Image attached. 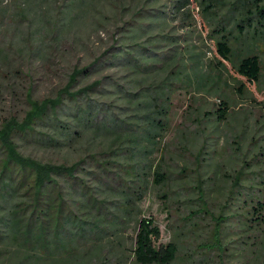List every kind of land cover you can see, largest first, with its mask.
Masks as SVG:
<instances>
[{
	"label": "rangeland",
	"instance_id": "obj_1",
	"mask_svg": "<svg viewBox=\"0 0 264 264\" xmlns=\"http://www.w3.org/2000/svg\"><path fill=\"white\" fill-rule=\"evenodd\" d=\"M126 1L125 21L138 8V3ZM175 1L153 0L145 8L169 15L164 33L143 34L134 42L129 39L132 35L116 31L118 16L114 18L112 10L102 25L94 24L95 31L91 27L74 29L65 40L51 43L37 56L25 54L21 61L11 60L21 64L25 76H16L6 65L0 74V119L23 114L26 87L32 88L34 99L52 97L66 85L75 67H91L86 84L101 79L103 91L112 95L111 99L105 93L94 97L100 109L107 111L101 118H110L113 108L126 120L121 123L125 132L84 130L59 147L35 141L20 145L25 155L54 163L72 164L95 155L100 163H109L112 175L120 173L130 186L144 187L132 215L118 212L116 206L122 201L118 190L126 189L88 160L86 168L103 176L115 190L88 176L90 185L107 200L112 214L122 219L116 221L108 215L107 228L96 230L97 239L88 234L86 243H75L81 254H88L85 264H136L133 250L140 218L155 221L161 231L160 244H178L174 264H264V226L251 231L243 207L245 201H256L264 192V37L251 32L233 43L236 52L248 49L262 60L260 83L248 82L221 57L213 33L224 28L229 37L237 38L239 30L234 27L241 21V10L228 5L231 0H219L214 14L207 15L200 0H190L186 9L177 11ZM115 24L121 25L119 21ZM141 45L160 56L159 63L152 64L153 70L145 73L131 65H111L122 49L140 61ZM165 53L176 56L174 62L163 59ZM182 71L191 83L186 74L176 77ZM241 85L244 92H240ZM125 93L134 96L128 98L131 102L115 100L125 98ZM223 101L231 110L225 121H219L216 112ZM64 115L65 122L74 125L72 112ZM153 120L163 123V130L155 129ZM157 170L167 173L164 185L154 182ZM136 172L140 178L127 176Z\"/></svg>",
	"mask_w": 264,
	"mask_h": 264
},
{
	"label": "trees",
	"instance_id": "obj_2",
	"mask_svg": "<svg viewBox=\"0 0 264 264\" xmlns=\"http://www.w3.org/2000/svg\"><path fill=\"white\" fill-rule=\"evenodd\" d=\"M152 1L131 0L138 3V8L132 12L131 19L125 21L126 0H0V36L3 37L0 42V74H4L2 69L6 65L16 76H25L21 64L17 65L11 60L16 57L15 62L19 58L21 61L25 54L37 56L51 43L65 40L74 29L77 31L91 27L95 31L94 26L102 25L106 13L112 10L114 18L120 17L116 18L115 23L119 21L121 25L118 27L114 23L116 31L121 29L132 35L129 39L134 42L140 40L143 34L152 35L158 30L164 33L170 17L161 11H156V14L152 10L147 11L145 8ZM189 1L176 0L174 10L186 9L190 5ZM231 1L228 5L241 10V21L234 27L239 30V36L229 37V30L224 28L214 30L218 52L241 77L248 82L260 83V57L248 49L236 52L233 43L251 32L264 37V0ZM199 4L207 15H212L219 0H200ZM139 5H142L141 8ZM139 17H142L140 21ZM139 48L143 54L140 61L132 57V52L122 49L121 53L113 56L111 65H131L132 69L143 70L145 73L153 70L152 64L159 63L160 56L145 49L143 45ZM103 56L106 57V53ZM172 56L165 53L161 57L174 62L176 56ZM220 65L224 67L222 62ZM91 70V67H75L66 85L54 96L42 100L34 99L32 88L26 87L23 98L27 108L23 114H11L0 119V264H85L88 254H81L74 247L75 243H86L84 240L88 234L97 239L96 230L107 228L105 224L108 223V215L117 218L116 221L122 219L121 215L112 214L107 207V200L101 199L90 185L88 176L95 177L109 189L115 190L103 176L86 168L89 159L103 167L104 174L118 179L126 189L118 190L122 200L116 206L118 212L132 215L131 211L142 200V185L132 187L120 173L112 175L108 170L109 163H100L95 155L89 156L88 160L84 158L67 164L43 161L21 151V143L27 141L51 147L66 145L84 130V133L100 130L108 132L111 129H122L125 132L121 123L126 124V120L119 118L113 108L110 109V118H101L107 111L103 107L100 109L94 97L105 93L111 99L112 95L104 92L101 79L86 84L85 80L90 79ZM180 74L185 75L186 72H179L176 77ZM185 77L191 83L190 76L186 74ZM240 92H244L243 85ZM125 95V98L115 100L128 101L129 97H134L128 93ZM230 110L228 102L223 101L222 108L216 112L218 120L225 121ZM71 112L74 125L65 122L64 114ZM154 121L152 126L163 130L164 124H155ZM135 174L140 178L138 172L127 173V176L135 178ZM166 179L167 173L164 170L154 173L157 185H164ZM243 207L246 209L244 213L248 228L251 231L261 229L264 226V192L256 201H245ZM220 223L218 221L217 224ZM136 228L133 250L136 264H174L177 261L178 244H160L161 231L153 219H138Z\"/></svg>",
	"mask_w": 264,
	"mask_h": 264
}]
</instances>
